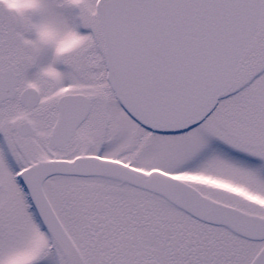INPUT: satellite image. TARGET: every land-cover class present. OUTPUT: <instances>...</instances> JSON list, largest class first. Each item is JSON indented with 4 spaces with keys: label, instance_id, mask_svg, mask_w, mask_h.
Returning <instances> with one entry per match:
<instances>
[{
    "label": "snow or ice",
    "instance_id": "snow-or-ice-1",
    "mask_svg": "<svg viewBox=\"0 0 264 264\" xmlns=\"http://www.w3.org/2000/svg\"><path fill=\"white\" fill-rule=\"evenodd\" d=\"M0 264H264V0H0Z\"/></svg>",
    "mask_w": 264,
    "mask_h": 264
},
{
    "label": "clouds",
    "instance_id": "clouds-1",
    "mask_svg": "<svg viewBox=\"0 0 264 264\" xmlns=\"http://www.w3.org/2000/svg\"><path fill=\"white\" fill-rule=\"evenodd\" d=\"M7 2L20 10H23L29 4V0H7Z\"/></svg>",
    "mask_w": 264,
    "mask_h": 264
}]
</instances>
